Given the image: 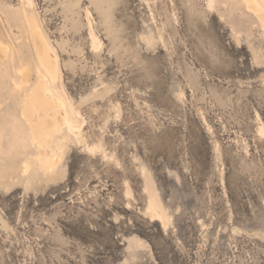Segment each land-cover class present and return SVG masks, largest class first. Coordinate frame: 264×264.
I'll use <instances>...</instances> for the list:
<instances>
[{"label": "rangeland", "instance_id": "1", "mask_svg": "<svg viewBox=\"0 0 264 264\" xmlns=\"http://www.w3.org/2000/svg\"><path fill=\"white\" fill-rule=\"evenodd\" d=\"M212 1L0 0V264H264V27ZM37 67L82 130L52 176L22 117ZM150 185L168 229L143 215Z\"/></svg>", "mask_w": 264, "mask_h": 264}, {"label": "bare ground", "instance_id": "2", "mask_svg": "<svg viewBox=\"0 0 264 264\" xmlns=\"http://www.w3.org/2000/svg\"><path fill=\"white\" fill-rule=\"evenodd\" d=\"M31 1L32 0H27V4L32 5ZM242 1L245 3L247 9L258 18L260 25L264 27V0ZM207 5L209 10L213 9L212 0H207ZM5 14L6 16L10 15L11 18L16 15V12L14 10H8ZM34 18L33 15L29 14L27 26L33 37L34 49L37 55L35 64H40L47 71L49 78L54 81L58 79L59 76L58 59ZM90 37L91 47L97 52L100 49L101 43L98 42L93 35ZM158 38L165 44L161 35H159ZM2 54L5 55V49H2ZM19 74L20 81L14 83L17 91L20 90L21 85L29 83V76L25 71H21ZM65 107L64 101L58 97L50 87V81L47 76L43 74L40 67H37V80L30 88L29 92L25 93L22 98V117L30 128L32 141L36 143L39 148L36 159L45 174H50L51 176L60 160L59 157L62 155L63 146L68 144V138L61 134L63 133V129L71 134L79 146H81L83 142L80 126L69 117ZM76 116H79L78 111L76 112ZM208 129L211 130L209 127ZM53 133L58 135L59 140L55 152L50 141ZM258 134L260 137L264 138L263 126H260ZM84 147L90 154H95L101 149L99 145H85ZM45 149H49V153H47ZM22 168L23 173L28 172L30 169L29 164H23ZM125 186L124 198L132 200V193L127 187V182H125ZM149 187V189L143 187V193L146 195L143 215L151 222H158L163 229H168L170 225V216L166 208L158 200V193L151 185ZM127 206L130 207L129 203H127Z\"/></svg>", "mask_w": 264, "mask_h": 264}]
</instances>
